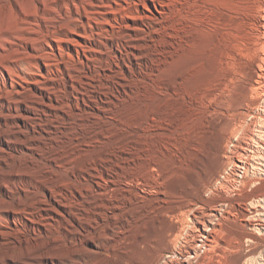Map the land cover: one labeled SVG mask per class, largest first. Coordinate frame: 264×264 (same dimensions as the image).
Here are the masks:
<instances>
[{
  "label": "rangeland",
  "instance_id": "1",
  "mask_svg": "<svg viewBox=\"0 0 264 264\" xmlns=\"http://www.w3.org/2000/svg\"><path fill=\"white\" fill-rule=\"evenodd\" d=\"M0 171L81 218L56 264H264V0H0Z\"/></svg>",
  "mask_w": 264,
  "mask_h": 264
},
{
  "label": "bare ground",
  "instance_id": "2",
  "mask_svg": "<svg viewBox=\"0 0 264 264\" xmlns=\"http://www.w3.org/2000/svg\"><path fill=\"white\" fill-rule=\"evenodd\" d=\"M50 98V97H49ZM48 100V99H47ZM54 101V100H53ZM79 162V161H78ZM62 167V165H61ZM26 171V170H25ZM50 172V171H49ZM28 176L30 175L29 172H24V173H19L17 171L14 172H5V171H0V180L2 183H0V186H2L1 188H4L5 190L8 191V188H10V186L14 185L15 181L14 179L19 177V176ZM29 177V176H28ZM101 179V178H100ZM65 180V179H64ZM63 180V181H64ZM33 181V180H32ZM100 181V180H99ZM105 181V180H104ZM104 181L102 180V182L104 183ZM111 181V180H110ZM35 182V181H34ZM34 182H27V181H21L20 182V187L24 192H27L30 189V192L33 195H37L38 196V192L40 189H44L47 192H49V196H48V200L46 199V197H40L37 198V204H39L40 202H46L51 200L54 202V206H52L51 208V212L53 214H55L56 216L60 217L58 220L57 218H54L53 216L51 217H33V205L32 203H26L24 201H20L15 205H11L9 201L3 199H0V255L3 257V260L0 259V264H3V262H7V263H11V264H44L45 263H50V264H56V261L58 262H62L65 260H68L70 262H76L74 261V257L77 256V246L74 245V243L72 242V240L70 238H66V240H64L60 235H58V231L59 229H52V228H57L62 227L65 231V233L67 235H65V237L69 235H74V234H78L79 230L77 227L78 224V220L79 218L74 216L75 213H72V210L70 208V203L67 205L65 203H63V201L61 199H59V197H65L64 194H60L57 196L55 193V188H53L52 186H47L45 187L44 185H42L41 188H37V186L35 184H33ZM38 182V180H37ZM37 182H35L37 184ZM58 182V181H57ZM95 183V182H94ZM62 184V183H61ZM73 185V183H71ZM102 184V183H101ZM110 184V182H109ZM107 185V184H106ZM117 185V184H115ZM98 186V185H97ZM113 186V185H111ZM77 188V187H76ZM80 188V187H79ZM85 188V187H84ZM94 188V187H93ZM102 188V187H101ZM105 188V187H104ZM112 188V187H111ZM20 189V188H19ZM85 190V189H84ZM88 190V189H87ZM92 190V189H91ZM106 191V190H105ZM122 191V190H121ZM29 192V193H30ZM97 192V191H96ZM104 192V191H103ZM124 192V191H123ZM123 192H121L123 194ZM21 193V192H20ZM70 193V191H69ZM95 193V192H94ZM110 193V192H109ZM113 193V192H111ZM45 194V193H44ZM82 196L81 198L84 197L83 193H80ZM99 194V193H98ZM106 194V193H105ZM121 194V195H122ZM79 195V193H78ZM90 195V194H89ZM96 195V194H95ZM103 195V194H102ZM120 195V194H119ZM72 196V195H71ZM113 196V195H112ZM125 196V195H124ZM88 197V196H87ZM91 197V196H90ZM73 198V197H72ZM96 198V197H95ZM63 199V198H62ZM66 199V198H65ZM101 199V198H100ZM103 200V199H102ZM74 201V200H73ZM97 201V200H96ZM127 201V200H126ZM67 202V201H66ZM75 202V201H74ZM85 202V201H82ZM105 202V201H104ZM131 202V201H130ZM73 203V202H72ZM76 204V203H75ZM104 204V203H103ZM107 204V203H106ZM98 205V204H97ZM73 206V205H72ZM71 206V207H72ZM77 206V204H76ZM102 206V205H101ZM94 207V206H93ZM92 207V208H93ZM99 207V206H98ZM73 208V207H72ZM91 208V209H92ZM105 208V207H104ZM102 210V209H101ZM113 210V209H112ZM111 210V211H112ZM82 211V210H80ZM118 211V210H117ZM83 212V211H82ZM88 212V211H87ZM86 212V213H87ZM90 212V210H89ZM109 212V211H107ZM84 211V215L86 214ZM105 213V212H104ZM112 213V212H111ZM7 214H11L14 215L13 216V224H14V229L9 228V224H8V219L6 218ZM90 214V213H89ZM81 216H84L83 214H80ZM91 215V214H90ZM105 215V214H104ZM15 216H21L23 217V219H26L27 222H29V224L20 221L18 219H15ZM101 215H99L98 217H100ZM110 216V214H109ZM112 216V214H111ZM117 217V215H115ZM162 216V215H161ZM96 217V216H95ZM104 217V216H103ZM87 218V217H85ZM73 219V220H72ZM81 219V218H80ZM92 219V218H91ZM110 219V218H109ZM115 219V218H113ZM90 220V219H89ZM98 220V219H97ZM96 220V221H97ZM101 220V219H99ZM81 221V220H80ZM103 221V220H102ZM83 222V221H82ZM85 222V221H84ZM83 222V223H84ZM90 222V221H89ZM56 223V227H54V224ZM82 223V224H83ZM87 223V222H86ZM119 223V222H118ZM28 225L32 230V233L36 236L41 238L42 235H46L47 237L50 236V234H52V239H50V241L48 242H41L38 244H34V245H30L28 242V238L26 237V239L28 240H22L20 241V239H18V243L19 245H16V241H17V234L19 232L18 230V225ZM91 224V223H90ZM94 224V223H93ZM98 224V223H97ZM102 224V222H101ZM88 225V223H87ZM86 225V226H87ZM120 225V224H119ZM210 225V224H209ZM89 226V225H88ZM100 226V225H99ZM20 227V226H19ZM95 227V226H94ZM205 227V225H204ZM215 227V226H214ZM91 227H89L90 229ZM98 228V227H97ZM16 229V230H15ZM121 229V228H120ZM198 229V228H197ZM206 232L210 231V228H205ZM96 230V229H95ZM103 230V229H102ZM110 230V229H109ZM202 230V227H201ZM204 230V229H203ZM217 230V229H216ZM85 231V229H84ZM88 231V230H87ZM124 231V230H123ZM20 233V232H19ZM89 233V232H88ZM119 233V232H118ZM209 233V232H208ZM94 234V233H93ZM96 234V233H95ZM94 234V236H95ZM88 235V234H87ZM101 236V235H100ZM202 236V235H200ZM204 236V235H203ZM210 236V235H209ZM73 237V236H72ZM91 237V235H90ZM97 237V235H96ZM23 238V237H22ZM210 238V237H209ZM36 239V238H35ZM99 239V238H97ZM116 239V238H115ZM199 244H197L196 248H201L202 250H207L206 252H212L214 250H212L213 246H212V241H210L208 238H206L205 236L202 237L201 239L198 238ZM15 240V242L13 241ZM79 240V239H78ZM89 240V239H88ZM91 240V239H90ZM170 240V239H169ZM205 240V241H204ZM68 241V243H67ZM82 241V238H81ZM33 242V241H32ZM122 242V241H120ZM119 242V243H120ZM214 242V241H213ZM111 243V242H109ZM173 243H174V239H173ZM33 244V243H32ZM215 244V243H213ZM77 245V244H76ZM120 245V244H119ZM176 245V244H175ZM95 246V245H94ZM116 246V245H115ZM173 246V245H172ZM198 248V249H199ZM200 249V250H201ZM93 250V249H92ZM211 250V251H210ZM203 252V251H201ZM204 252V254L206 253ZM188 253V252H187ZM193 253V252H192ZM210 254V253H208ZM192 256V257H190ZM208 256V255H207ZM206 256V257H207ZM213 256V255H212ZM226 256V255H224ZM189 260L186 261L185 264H194L198 257L199 254H197V252H194L193 255H189ZM214 257V256H213ZM209 258V257H208ZM217 258V257H216ZM220 258V257H219ZM204 259H205V255H204ZM225 259V257H224ZM223 259V260H224ZM203 260V259H202ZM219 260V259H218ZM159 261L164 264L165 259L159 258ZM204 261V260H203ZM211 261H209L210 263ZM219 262V261H218ZM223 262V261H222ZM232 262V260L230 261ZM77 263V262H76ZM214 263V262H213ZM6 264V263H5ZM198 264V263H197ZM200 264V262H199ZM202 264V262H201ZM215 264V263H214ZM223 264V263H222ZM233 264V263H232Z\"/></svg>",
  "mask_w": 264,
  "mask_h": 264
}]
</instances>
